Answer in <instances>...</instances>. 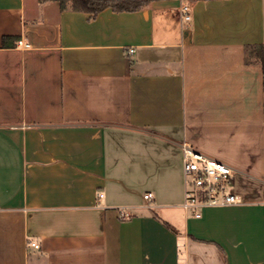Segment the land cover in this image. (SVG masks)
Here are the masks:
<instances>
[{"label": "crops", "instance_id": "0c3cea01", "mask_svg": "<svg viewBox=\"0 0 264 264\" xmlns=\"http://www.w3.org/2000/svg\"><path fill=\"white\" fill-rule=\"evenodd\" d=\"M254 44L264 0H154L95 17L0 0V264H264ZM183 144L232 166L243 204L188 214Z\"/></svg>", "mask_w": 264, "mask_h": 264}, {"label": "built area", "instance_id": "2783aa9c", "mask_svg": "<svg viewBox=\"0 0 264 264\" xmlns=\"http://www.w3.org/2000/svg\"><path fill=\"white\" fill-rule=\"evenodd\" d=\"M183 22L188 24L191 19V8L189 4H183L180 8ZM19 46L25 48L30 44L18 41ZM130 54L134 49L128 51ZM183 181L185 186L183 208L195 218H201L206 208H227L243 204V200L234 192V178L236 170L229 164L208 157L197 152L188 144H183ZM99 194V197H102ZM146 200L152 198V194L144 196ZM131 214L127 208L120 209L122 220L130 219ZM30 245L40 249L37 242Z\"/></svg>", "mask_w": 264, "mask_h": 264}, {"label": "trees", "instance_id": "16d2710c", "mask_svg": "<svg viewBox=\"0 0 264 264\" xmlns=\"http://www.w3.org/2000/svg\"><path fill=\"white\" fill-rule=\"evenodd\" d=\"M40 3L57 2L63 11H76L97 16L101 11L111 8L115 11H136L154 0H39ZM8 37L3 44L8 45ZM247 65L264 64V44L247 45L245 48Z\"/></svg>", "mask_w": 264, "mask_h": 264}]
</instances>
